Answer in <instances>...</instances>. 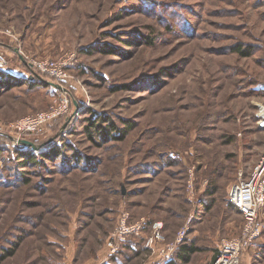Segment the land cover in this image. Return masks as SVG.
<instances>
[{
    "label": "rangeland",
    "instance_id": "obj_1",
    "mask_svg": "<svg viewBox=\"0 0 264 264\" xmlns=\"http://www.w3.org/2000/svg\"><path fill=\"white\" fill-rule=\"evenodd\" d=\"M238 42L256 52L231 51ZM0 52L22 77L0 87V137L67 96L71 121L59 131L98 169L56 172L46 190L0 186V254L20 243L1 264H97L123 210L164 221L170 237L193 214L188 239L200 250L190 264H210L219 241L238 236L244 220L226 198L264 152V93L252 91L264 84V0H0ZM49 58L69 61L71 78L42 75L66 92L25 81L27 62ZM87 109L134 127L125 140L96 146L82 131ZM51 125L31 138H45ZM2 170L10 180L11 168ZM212 182L215 205L199 213ZM261 219L242 264H264V207ZM147 261L145 252L128 264Z\"/></svg>",
    "mask_w": 264,
    "mask_h": 264
},
{
    "label": "built area",
    "instance_id": "obj_2",
    "mask_svg": "<svg viewBox=\"0 0 264 264\" xmlns=\"http://www.w3.org/2000/svg\"><path fill=\"white\" fill-rule=\"evenodd\" d=\"M7 63L6 57L0 52V68H6ZM27 64L31 68L32 76L39 73L56 80L71 78L67 72L69 61L66 58L34 60ZM70 105V98L66 96L61 99L59 104L52 105L48 110L17 119L8 125L6 137L20 142L27 134L38 133L61 117L70 115ZM257 115L259 127L264 128V108H261ZM57 144L62 145V142L58 141ZM169 157L176 158L177 155L175 152H170ZM228 196L231 204L242 214L243 228L238 236L224 237L220 240L216 257L210 264H242L245 251L257 245L262 235L264 152L247 177L242 172L240 173L239 178L232 183ZM132 218L129 211L123 210L120 213L117 225L105 243L107 257L110 258L123 251L134 240L135 243L140 242L148 254V261L140 264H167L188 238L193 214L187 224L179 229L173 240H168L164 221L145 216L136 220ZM131 246H135L134 243Z\"/></svg>",
    "mask_w": 264,
    "mask_h": 264
},
{
    "label": "trees",
    "instance_id": "obj_3",
    "mask_svg": "<svg viewBox=\"0 0 264 264\" xmlns=\"http://www.w3.org/2000/svg\"><path fill=\"white\" fill-rule=\"evenodd\" d=\"M256 49L257 47L253 44H245L244 42H238L231 47V51L238 53L244 58L252 56ZM258 61L264 66V56L258 59ZM28 71L32 73L31 68ZM44 76L49 77L47 75ZM20 80H22V77L16 76L5 68H0V87L9 86V81L20 82ZM25 81L30 82L32 85H45L40 79H34L32 75L26 77ZM252 91L264 93V84H255ZM77 106H80L79 103H77ZM87 114L88 116L85 119L86 125L82 131L89 141L96 146L108 144L112 141H123L134 127L133 122L130 120H123V126H120L109 115L98 113L92 109H87ZM70 121L68 116L61 117L48 128L46 133L48 135L45 138H43L44 136L31 138L33 134H27L20 142H16L2 135L0 137V158L4 157V165L0 168V186H6V183L12 185H30L34 183L33 185L36 188L46 190L53 183L52 176L56 172L62 175L70 174L73 170L85 173L97 172L98 169L94 162L97 158L85 157L83 155L84 153L73 142L61 135L62 131L60 132L59 129L61 127L62 129L68 127ZM24 140L32 141L35 147L33 148L32 145L25 143ZM59 140L62 141V145L57 144ZM4 152H8V155H2ZM11 158H14L17 162L16 165L9 166L12 160ZM5 167L11 168L8 174V176H12L10 180H6L5 174L1 172ZM13 170L14 173H12ZM76 187L77 191L85 190V185H79V182L76 184ZM217 191V185H213V182L208 184L206 191L202 194L204 197L201 198L202 205L198 208L199 213H203L205 210L210 211L213 208L215 205V200H213L215 199L214 194ZM226 206L230 209H236L229 201L228 195L226 198ZM131 243L126 249L113 255L110 259L111 263L128 264L133 257L142 256L145 249L139 246L140 242L135 243L133 240ZM133 243H135L134 249L131 246ZM194 243L193 240L187 238L177 250L174 258L167 264H190L195 253L200 250V247L195 246ZM19 245L20 243L17 242L12 248H5L3 250L4 253L0 254V264L8 257L14 255ZM217 251L218 247L216 246L213 259L216 257ZM120 255L126 257V261L122 259L121 262H118Z\"/></svg>",
    "mask_w": 264,
    "mask_h": 264
},
{
    "label": "crops",
    "instance_id": "obj_4",
    "mask_svg": "<svg viewBox=\"0 0 264 264\" xmlns=\"http://www.w3.org/2000/svg\"><path fill=\"white\" fill-rule=\"evenodd\" d=\"M249 175V174H248ZM247 177V176H246ZM236 210V209H235ZM167 231V230H166ZM168 236V235H167ZM176 236V235H175ZM175 236H173V237H170V236H168V239H170V240H173L174 238H175ZM191 239V238H190ZM220 242V241H219ZM135 244V243H134ZM141 248H142V246H141V244L139 245ZM219 246V243H218V245H217V247ZM133 247V249L135 248L134 246H132ZM248 251V250H247ZM247 251H245V254H246V252ZM144 253H145V251H144ZM143 253V254H144ZM142 254V255H143ZM245 254H244V257H245ZM140 257H142V256H140ZM243 257V258H244ZM99 258H100V256L97 258V264H112V263H110L109 261H110V259H111V257L110 258H108L107 257V255H106V250L104 249L103 250V257L101 258V260H99ZM120 258L121 257H119V260H118V262H120L121 260H120ZM213 260V259H212ZM95 261H96V259H92V260H90V261H87L86 263H83V264H92V263H95Z\"/></svg>",
    "mask_w": 264,
    "mask_h": 264
},
{
    "label": "water",
    "instance_id": "obj_5",
    "mask_svg": "<svg viewBox=\"0 0 264 264\" xmlns=\"http://www.w3.org/2000/svg\"><path fill=\"white\" fill-rule=\"evenodd\" d=\"M33 78H34V79H35V78H39L43 83L48 84V85L55 86V87H57L58 89L64 91V88L62 87V85H60L59 83L53 82V81H51V80H48V79H46L45 77H43L42 75H40V74H38V73H35V74L33 75ZM24 142L27 143V144L32 145L33 148L35 147V145H34V143H33L32 141L24 140Z\"/></svg>",
    "mask_w": 264,
    "mask_h": 264
}]
</instances>
